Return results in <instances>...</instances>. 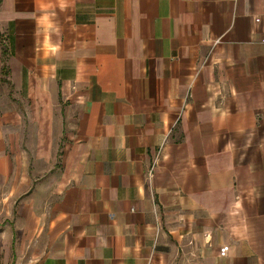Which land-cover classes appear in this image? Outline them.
<instances>
[{"label": "crops", "instance_id": "obj_1", "mask_svg": "<svg viewBox=\"0 0 264 264\" xmlns=\"http://www.w3.org/2000/svg\"><path fill=\"white\" fill-rule=\"evenodd\" d=\"M149 262L264 264V0H0V264Z\"/></svg>", "mask_w": 264, "mask_h": 264}, {"label": "trees", "instance_id": "obj_2", "mask_svg": "<svg viewBox=\"0 0 264 264\" xmlns=\"http://www.w3.org/2000/svg\"><path fill=\"white\" fill-rule=\"evenodd\" d=\"M1 54H2V57L4 58L5 55H6V47L4 45H2L1 47Z\"/></svg>", "mask_w": 264, "mask_h": 264}, {"label": "rangeland", "instance_id": "obj_3", "mask_svg": "<svg viewBox=\"0 0 264 264\" xmlns=\"http://www.w3.org/2000/svg\"><path fill=\"white\" fill-rule=\"evenodd\" d=\"M17 144H19L21 147H23V143H17ZM35 144H36V143H35ZM24 148H25V147H24ZM28 148H33V147H32V145H30ZM51 165H53V163H51ZM53 166H54V168L56 167L55 164H54ZM47 171H48V170H46L45 172L48 173ZM49 172H52V170H50ZM45 176H46V175H45Z\"/></svg>", "mask_w": 264, "mask_h": 264}, {"label": "built area", "instance_id": "obj_4", "mask_svg": "<svg viewBox=\"0 0 264 264\" xmlns=\"http://www.w3.org/2000/svg\"><path fill=\"white\" fill-rule=\"evenodd\" d=\"M148 264H153V263H150V262H149Z\"/></svg>", "mask_w": 264, "mask_h": 264}]
</instances>
